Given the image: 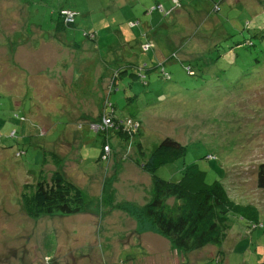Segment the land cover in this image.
Instances as JSON below:
<instances>
[{
	"label": "rangeland",
	"instance_id": "1",
	"mask_svg": "<svg viewBox=\"0 0 264 264\" xmlns=\"http://www.w3.org/2000/svg\"><path fill=\"white\" fill-rule=\"evenodd\" d=\"M104 114L136 125L110 133L107 162L89 128ZM163 138L186 150L157 176L196 164L262 229L231 215L220 247L182 253L130 215L151 198L141 165ZM45 152L82 191V212L22 211V187L56 170ZM262 163L264 0H0V264H264Z\"/></svg>",
	"mask_w": 264,
	"mask_h": 264
},
{
	"label": "trees",
	"instance_id": "2",
	"mask_svg": "<svg viewBox=\"0 0 264 264\" xmlns=\"http://www.w3.org/2000/svg\"><path fill=\"white\" fill-rule=\"evenodd\" d=\"M214 5V10L218 11V4ZM159 11L165 13L161 7ZM65 12L71 13L74 16L73 20L76 16L73 12L60 10L59 15L63 24L73 25L74 21L66 23V15L63 14ZM258 32L262 31L258 30ZM87 37L90 40L94 39L93 36ZM76 46L80 48V44ZM135 126L132 118L117 119L113 114L100 116L99 122L89 121L90 130L102 136L100 155L102 161L107 162L110 133H118L121 128L122 132L131 135L136 129ZM185 150L186 148L175 140L163 138L147 157L146 162L141 165V170L151 179L150 200L138 210H125L135 218L150 223L149 226L165 238L175 250L182 253L208 245L220 247L226 237L225 223L229 222L230 226L231 215L236 218L243 215L241 217L250 223L249 227L260 229L262 224L257 218L256 209L248 204L243 207L230 200L222 183L218 181L206 183L204 172L200 171L196 164L185 166L176 181L157 176L158 169L183 158ZM204 158L210 160L214 156L208 154ZM49 159L56 166V170L48 178L46 172L41 170L35 183L24 185L20 192L22 211L30 219L38 220L42 216L53 214L70 216L84 209L82 191L58 170L61 167V158L54 152H45L43 166L49 164ZM255 185L257 189L264 190V163L257 166ZM221 254L219 251L212 259L217 258L218 262L222 263L224 259Z\"/></svg>",
	"mask_w": 264,
	"mask_h": 264
},
{
	"label": "crops",
	"instance_id": "3",
	"mask_svg": "<svg viewBox=\"0 0 264 264\" xmlns=\"http://www.w3.org/2000/svg\"><path fill=\"white\" fill-rule=\"evenodd\" d=\"M50 39V38H49ZM19 40H21V39H19ZM46 40V39H45ZM66 44H68L69 45V47H71V48H74V50H80L81 49V44H80V48H78L76 45L77 44H74V43H71V42H65ZM84 43V42H83ZM38 43L35 45V48H37L38 46ZM51 45V44H50ZM46 49V48H45ZM88 49H90V51H91V48H90V46L88 47ZM50 76H55V74L53 73V74H51ZM103 263H104V261H103Z\"/></svg>",
	"mask_w": 264,
	"mask_h": 264
},
{
	"label": "built area",
	"instance_id": "4",
	"mask_svg": "<svg viewBox=\"0 0 264 264\" xmlns=\"http://www.w3.org/2000/svg\"><path fill=\"white\" fill-rule=\"evenodd\" d=\"M63 14L66 15V18H65L66 19L65 20L66 22H72L73 21V18H72L73 15L71 13L69 14V13H66L65 12Z\"/></svg>",
	"mask_w": 264,
	"mask_h": 264
},
{
	"label": "bare ground",
	"instance_id": "5",
	"mask_svg": "<svg viewBox=\"0 0 264 264\" xmlns=\"http://www.w3.org/2000/svg\"><path fill=\"white\" fill-rule=\"evenodd\" d=\"M116 218H117V216H116ZM112 242V241H111ZM118 242V241H117ZM113 243V242H112ZM115 245V244H114ZM120 249V248H119ZM195 252V251H194ZM139 261V260H138ZM144 263V262H143Z\"/></svg>",
	"mask_w": 264,
	"mask_h": 264
}]
</instances>
